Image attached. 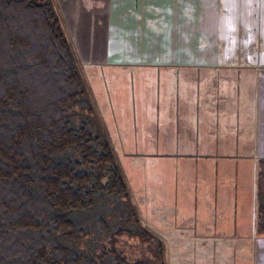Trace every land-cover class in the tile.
Returning a JSON list of instances; mask_svg holds the SVG:
<instances>
[{"label": "trees", "instance_id": "1", "mask_svg": "<svg viewBox=\"0 0 264 264\" xmlns=\"http://www.w3.org/2000/svg\"><path fill=\"white\" fill-rule=\"evenodd\" d=\"M255 200L264 233V157ZM0 264H167L54 0H0Z\"/></svg>", "mask_w": 264, "mask_h": 264}, {"label": "crops", "instance_id": "2", "mask_svg": "<svg viewBox=\"0 0 264 264\" xmlns=\"http://www.w3.org/2000/svg\"><path fill=\"white\" fill-rule=\"evenodd\" d=\"M78 1L100 11L91 16L93 34L116 44V56L164 75L163 109L147 106L151 122L165 125L164 153L213 156L194 164L201 223L174 234H181L175 264H264V233L254 226L264 157V0Z\"/></svg>", "mask_w": 264, "mask_h": 264}, {"label": "rangeland", "instance_id": "3", "mask_svg": "<svg viewBox=\"0 0 264 264\" xmlns=\"http://www.w3.org/2000/svg\"><path fill=\"white\" fill-rule=\"evenodd\" d=\"M54 1L81 61L84 78L122 165L132 198L144 224L164 242L166 263L175 264L181 256V234H174L183 228L184 233L186 227L196 230L201 223L196 214L195 203L200 198V188L196 187L194 164L202 158V162L209 164L213 156L165 154L162 144L165 125L151 122L147 112L149 103H157L160 108L165 99L164 75H156L154 69L157 66L143 63V60L116 56V44L94 36V18L91 16L100 11L86 10L88 7L78 5V0ZM73 5H77V9L71 10ZM187 166L188 171L184 170ZM183 184L185 190L181 189ZM181 201L187 203L188 211H183ZM165 206L167 217H164ZM185 237L195 240L198 236ZM118 245L128 256L137 254L136 239L121 237Z\"/></svg>", "mask_w": 264, "mask_h": 264}]
</instances>
